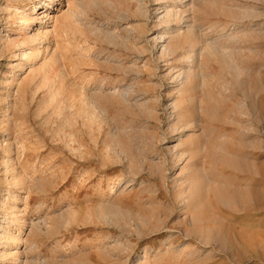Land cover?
<instances>
[{"label":"rangeland","instance_id":"1","mask_svg":"<svg viewBox=\"0 0 264 264\" xmlns=\"http://www.w3.org/2000/svg\"><path fill=\"white\" fill-rule=\"evenodd\" d=\"M44 2L0 0V264H264V0Z\"/></svg>","mask_w":264,"mask_h":264},{"label":"bare ground","instance_id":"2","mask_svg":"<svg viewBox=\"0 0 264 264\" xmlns=\"http://www.w3.org/2000/svg\"><path fill=\"white\" fill-rule=\"evenodd\" d=\"M42 2H44V0H42ZM193 2H194V0H193ZM195 3V2H194ZM44 4H46V2H44ZM40 8L42 7V6H39ZM37 7L35 6L34 7V9H36ZM169 12H171V11H169ZM49 14H47L46 16H48ZM167 15V17H170L172 14L171 13H168V14H166ZM51 17V16H50ZM25 19V17H22L21 18V22ZM48 19H50V18H48ZM61 19H63V18H61ZM65 17H64V21H65ZM35 20H36V18L35 19H33V22H35ZM56 20V19H55ZM58 20V19H57ZM47 21V20H46ZM61 21V20H60ZM167 21H169V20H167ZM44 31V30H43ZM42 31V32H43ZM55 31V30H54ZM47 32H48V30L47 31H45L44 33H45V35L47 36V35H49V34H47ZM40 35L38 34V35H36V36H34V38L32 39V41L33 42H35V41H37L38 39V37H39ZM49 38V37H48ZM14 42H16V41H14ZM194 47V46H193ZM196 47V46H195ZM194 47V48H195ZM33 49H37V50H39V48L38 47H34ZM34 51V50H33ZM168 51V49L167 48H165V47H163V51L162 52H167ZM169 53H174L175 51H171L170 49H169V51H168ZM167 52V53H168ZM32 53V52H31ZM54 54V53H53ZM55 55V54H54ZM61 58V57H60ZM53 62V61H52ZM60 65V64H59ZM61 73V72H60ZM62 75V74H61ZM63 75H64V73H63ZM62 78V77H61ZM62 85V84H61ZM79 85V88L76 90V94H75V98H74V100H75V104H74V106L76 107V122H78V125L81 127V130H82V133H83V128H85V129H89V130H92L93 128H94V126H95V123L96 122H98V121H100L99 119H102V121H104V118H105V114L106 113H104V111H102V110H98V106L96 105V101H95V98H94V95L92 94V92H90V93H88V91H87V89H85V86L83 87L80 83L78 84ZM81 85V86H80ZM87 92H86V91ZM121 97H122V95H121ZM73 99V98H72ZM177 107V106H176ZM176 109V108H175ZM98 110V111H97ZM178 111V110H177ZM176 111V112H177ZM183 111V110H182ZM186 111H187V109H186ZM184 112V111H183ZM182 112V113H183ZM178 113V117L179 118H177L178 119V125L177 126H179V128L182 130L183 129V127L184 126H186V124L187 123H189V122H191V121H194L195 119H192L191 118V116H190V118L189 117H184V118H181L182 116V113L181 112H177ZM177 115V114H176ZM173 127L172 126V131H171V134H173L175 131H176V129H178V127ZM101 127V126H100ZM72 133H70V137H71V140L73 141V138H72ZM74 142L76 143H78V147L77 148H75V147H71V149H72V151H76V150H79V148L80 149H82L83 147H84V145H85V141H84V137H81L80 136V133H76V135H75V140H74ZM69 144V143H68ZM9 147V146H8ZM12 149V146H10L9 147V150L10 151H12L11 150ZM24 149V148H23ZM183 154V153H182ZM181 156V155H180ZM183 156V155H182ZM181 156V157H182ZM11 159V158H10ZM84 159V158H83ZM84 161V160H83ZM172 162V161H171ZM22 219V218H21ZM20 218H19V220H21ZM18 222H21V221H18ZM5 239V238H4Z\"/></svg>","mask_w":264,"mask_h":264}]
</instances>
